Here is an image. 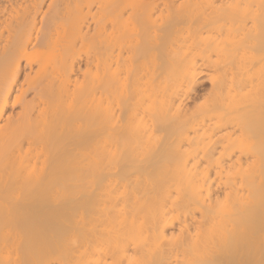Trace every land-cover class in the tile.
Wrapping results in <instances>:
<instances>
[{"label": "bare ground", "instance_id": "bare-ground-1", "mask_svg": "<svg viewBox=\"0 0 264 264\" xmlns=\"http://www.w3.org/2000/svg\"><path fill=\"white\" fill-rule=\"evenodd\" d=\"M182 2L0 0V264H264V0Z\"/></svg>", "mask_w": 264, "mask_h": 264}, {"label": "rangeland", "instance_id": "rangeland-1", "mask_svg": "<svg viewBox=\"0 0 264 264\" xmlns=\"http://www.w3.org/2000/svg\"><path fill=\"white\" fill-rule=\"evenodd\" d=\"M144 1H146V4L144 5L145 6V10H148V9H150L151 7H153L154 6V4L155 3H157L158 4V7H156V8H154L151 12H150V19L148 18L147 20H148V22H150V24L151 25H153V23L155 22H157V23H159L160 22V20H161V18L162 17H164L165 15H166V13H167V10H164V6H165V3L164 2H168L169 0H144ZM180 1H183L182 2V6H184V7H189V8H191V9H194L193 11L195 12V13H197V14H195L194 15V12H192V14H193V16H196V15H198L200 12H201V9L204 7L203 5H202V7H201V9H200V11H199V7L201 6V4L199 3V1H203V0H180ZM202 3V2H201ZM203 4V3H202ZM199 11V12H198ZM150 20V21H149ZM153 20V21H152ZM152 21V22H151ZM146 23V25H148V26H146L147 28L150 26V24L149 23ZM153 26H151L150 28H152ZM149 28V29H150ZM154 28V27H153ZM152 28V29H153ZM199 88H200V90H201V93H203V94H205L204 93V91L205 92H207V90H208V88H209V84H208V82L206 81V80H202V81H200V83H199ZM203 94H200V95H203ZM18 106V105H17ZM17 106H15L14 108L17 110V108L19 109V107H17Z\"/></svg>", "mask_w": 264, "mask_h": 264}]
</instances>
